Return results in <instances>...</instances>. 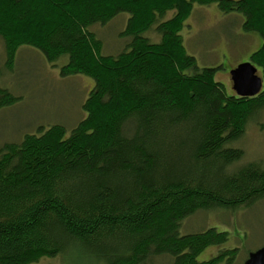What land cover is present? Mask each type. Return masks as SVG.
<instances>
[{"label":"trees","instance_id":"trees-1","mask_svg":"<svg viewBox=\"0 0 264 264\" xmlns=\"http://www.w3.org/2000/svg\"><path fill=\"white\" fill-rule=\"evenodd\" d=\"M196 3L244 15V30L263 41L250 61L264 79V0H0L5 70L30 46L54 65L65 60L64 77L95 81L87 118L71 132L41 127L0 148V264L75 247L97 264L234 263L238 248L199 261L229 232L182 225L264 200V165L242 163L234 146L264 109V87L252 98L229 94L218 68L198 67L181 35ZM123 13L129 41L106 55L92 29ZM19 99L0 85V111Z\"/></svg>","mask_w":264,"mask_h":264},{"label":"rangeland","instance_id":"rangeland-1","mask_svg":"<svg viewBox=\"0 0 264 264\" xmlns=\"http://www.w3.org/2000/svg\"><path fill=\"white\" fill-rule=\"evenodd\" d=\"M172 17L173 12H170L167 18ZM129 18L128 13H123L106 26L93 27L104 43L106 55H117L126 46L129 38L123 32ZM244 22V15L224 14L217 3H196L181 31L188 54L196 58L199 68H218L216 80L225 85L229 94L234 92L231 69L250 61L263 42L258 33L244 30ZM146 36L153 42L160 40L154 31ZM65 62L59 60L54 65L38 49L23 46L13 70H5L4 45L0 39V85L20 98L0 111V148L6 143L21 142L27 134H37L41 127L60 124L71 132L87 118L84 105L94 90L95 81L85 75L64 77L61 69ZM258 75L262 77L261 70ZM234 146L244 151L242 163L261 162L264 165V109L249 122L243 137ZM208 228L229 232V240L222 246L208 248L199 256V261L215 257L220 250L238 248L239 254L233 264H244L250 253L264 246V200L252 207L200 212L183 223L182 232H200ZM169 263V258L154 262ZM31 264L97 263L86 248L75 247L55 257H41Z\"/></svg>","mask_w":264,"mask_h":264},{"label":"water","instance_id":"water-1","mask_svg":"<svg viewBox=\"0 0 264 264\" xmlns=\"http://www.w3.org/2000/svg\"><path fill=\"white\" fill-rule=\"evenodd\" d=\"M233 91L243 98L259 95L264 87V79L258 75V68L251 62L237 65L230 71ZM244 264H264V246L250 253Z\"/></svg>","mask_w":264,"mask_h":264},{"label":"crops","instance_id":"crops-1","mask_svg":"<svg viewBox=\"0 0 264 264\" xmlns=\"http://www.w3.org/2000/svg\"><path fill=\"white\" fill-rule=\"evenodd\" d=\"M260 43H261V41H260ZM261 44H262V43H261ZM261 44H260V45H261Z\"/></svg>","mask_w":264,"mask_h":264}]
</instances>
